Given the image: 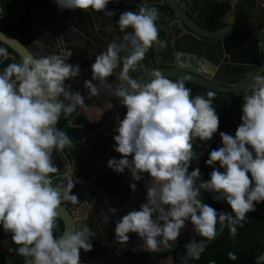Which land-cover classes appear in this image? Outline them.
Instances as JSON below:
<instances>
[{
  "label": "clouds",
  "instance_id": "1",
  "mask_svg": "<svg viewBox=\"0 0 264 264\" xmlns=\"http://www.w3.org/2000/svg\"><path fill=\"white\" fill-rule=\"evenodd\" d=\"M109 2L55 0L61 10L85 12H105ZM105 15L114 13L107 11ZM158 19L157 10L146 6L138 12L121 13L120 31H132L96 55L92 79L84 82L89 95L98 96L100 90L92 81L111 89L107 78L122 64L118 76L121 83L111 92L127 109L113 137L114 151L121 158L109 159L107 166L117 173L128 169L133 181L146 173L151 182L146 185V203L116 222L115 241L124 245L128 234L135 233L143 241L142 249L149 253L170 249L186 222L192 224L194 233L208 240L215 238L217 225L226 222L234 237L237 225L246 222V214L264 201V73L251 78L252 83L244 90L242 123L234 136L219 133L223 146L211 151L206 161L214 170L208 181L197 185L199 168L190 173L188 168L196 158L194 140H210L218 131L219 117L212 104L215 91H208L207 99L200 95L193 98L184 80L173 82L159 71L151 72L147 83L129 76L139 70L138 64L150 48L164 46L159 39ZM122 52L126 53L123 57ZM71 55L67 50L59 55L26 58L9 64L0 75V226L20 246L17 253L25 258V264H80L81 250L93 248L90 238L95 233L86 225L65 231L59 238L54 236L56 210L65 201L78 203L72 189L80 182L73 167L61 182H54L51 175L57 170L53 151L73 146L70 137L55 125L61 112L73 113L84 99L64 83L79 75L78 65L66 63ZM0 57L8 58L6 49L0 48ZM61 96L63 100L58 99ZM64 100L72 103L65 105ZM216 162L223 172L215 169ZM130 188L135 192L136 184ZM201 190L216 193L214 199L225 200L234 215L203 203ZM116 211L110 209L113 214ZM103 219L107 223L109 216ZM185 247L186 254L196 259L203 251L195 240ZM228 257L236 259L232 252ZM261 262L264 255L257 258V264Z\"/></svg>",
  "mask_w": 264,
  "mask_h": 264
},
{
  "label": "water",
  "instance_id": "2",
  "mask_svg": "<svg viewBox=\"0 0 264 264\" xmlns=\"http://www.w3.org/2000/svg\"><path fill=\"white\" fill-rule=\"evenodd\" d=\"M110 0L107 7L110 11L117 9H135V12L139 11L140 7H145V4H150L148 8H153L156 4H164L170 11V15L159 18L157 22L163 21V38L161 42L169 41L171 48L172 62L169 66L160 67L158 63L157 51L161 48L156 46L152 51V58L154 61V68L151 71H146L142 62L138 64V71L135 73L130 72L129 76L132 79L141 78L142 83H147L151 77L149 76L153 71H159L166 78L175 80H184L186 83H190L199 86L204 89L219 93H236L242 92L245 96L244 90L252 83L251 78L257 74L264 73V9L260 10L256 0H215L228 1L229 10L226 12V17L222 20L224 24L223 28L216 31H207L199 27L186 13L185 7L188 0ZM106 7V9H107ZM147 7V6H146ZM105 9V12L107 10ZM36 10L41 11L42 20L49 16L51 24L49 27L50 37L44 42V53L33 51L31 45L36 42L34 38V25L31 24V41L25 47L15 38L0 32V43L7 46L15 55H17L21 61L26 58H40L50 54H63L67 50L73 52V50L79 52L82 39L80 38L79 22L75 23L77 16L75 13H79L82 10H61L57 7L55 0H31L29 3V11L31 20L36 15ZM1 12V9H0ZM105 12L97 13L89 10L88 16L94 17L98 20L101 18H108ZM71 15V17H70ZM87 15V14H86ZM69 16L70 21L67 20ZM56 19V20H55ZM170 19H173L177 29L181 30L180 34L171 38L169 32ZM97 24L99 22L97 21ZM68 30V32L66 31ZM132 30H130L131 32ZM73 45L78 46L74 49ZM126 53H120L123 57ZM122 69V64L119 65L118 70ZM92 78H89L91 80ZM94 81V80H93ZM119 81V80H116ZM66 84V81L64 82ZM119 81V85H120ZM251 95V91L247 93ZM89 95V94H88ZM91 102L93 101L90 96H87ZM84 98V97H83ZM58 99L63 100V97ZM66 102H72L70 100H64ZM120 101V100H119ZM84 102V99H83ZM83 102L79 105L76 114L69 122L70 126L74 125V120L82 112ZM121 103V101H120ZM122 110L117 115L118 124L119 121L126 115L127 109L122 105ZM84 124L83 126H86ZM84 136L81 137L83 139ZM78 141L75 142V146L78 145ZM73 148V146L71 147ZM71 148L66 147L63 151L56 153L53 151V163L56 167V172L52 173L54 182H61L64 179L69 167L81 168L84 170L78 172L75 175L79 181H84L89 175H92L94 171V162L91 158L86 160L87 164H81L75 157H73ZM124 173V172H123ZM120 173L123 179L113 178L115 181L127 180L129 184L132 182L131 174ZM104 177H100L99 184L101 189L108 191V185L103 182ZM208 181L205 178L199 177L196 184L199 185L202 182ZM150 177L147 176L141 181L140 188L137 189L135 195L129 197V203L133 204L136 209L142 205L135 203V196L140 195L146 200V185L150 184ZM77 184V183H76ZM75 184V185H76ZM118 187V183H110L111 188ZM201 194H205L214 199L216 193L201 190ZM215 200V199H214ZM103 200L95 201L94 204H98L102 208H105ZM216 201V200H215ZM219 207V212L229 213L230 209L227 202L223 199L216 201ZM122 203V198H119V204ZM119 206H116L118 209ZM91 209V210H90ZM93 206L89 208L93 212ZM57 219L62 224V232L72 231L73 229H79L80 223L77 220V216L72 213L63 203L58 207ZM90 212V213H92ZM104 212V211H103ZM90 219V215L87 216ZM91 222H93L91 220ZM189 224H191L189 222ZM192 225V224H191ZM225 225H217L216 236L214 239L208 240L200 237L194 233L193 229L185 235H179L175 244L168 250L161 251L159 253H141L137 255V258L143 259V264H148V261H154L159 255H166L171 253L170 264H187L192 257L186 254V245L195 240L198 246L202 249L215 240ZM59 236V237H60ZM183 236V237H182ZM58 237V238H59ZM120 245L115 243L116 250L120 251L124 257H132L135 250L134 240ZM8 246V245H7ZM7 246L0 250L4 252ZM114 249V248H113ZM146 258H149L147 261ZM82 257H80V264L82 263ZM20 264H25V260Z\"/></svg>",
  "mask_w": 264,
  "mask_h": 264
},
{
  "label": "flooded vegetation",
  "instance_id": "3",
  "mask_svg": "<svg viewBox=\"0 0 264 264\" xmlns=\"http://www.w3.org/2000/svg\"><path fill=\"white\" fill-rule=\"evenodd\" d=\"M147 1H153V0H147ZM215 1V0H213ZM140 3V0L137 1ZM204 0H192L191 2L188 1L185 7V11L189 9L190 11L196 7H201ZM217 2V1H216ZM221 2V1H220ZM160 5V4H156ZM145 6L149 7L150 4H145ZM260 10L264 9L263 7H259ZM107 11H110V8L107 7ZM121 10L120 13H116L112 16H108V18H101L96 19L94 17L88 16V13L85 11H81L79 13H75L77 16L75 19V23L79 22L81 25L79 26V32H80V38L82 39L79 52L76 50L72 53V55L69 57V59L66 61V63H69L71 65H78L80 70V64L81 61L85 60V58H88L92 55L93 60L95 61L96 55H99L101 52L105 51L107 45L113 41L116 43H120L123 39V36L126 33H129L131 28L126 29L125 32H120V29L118 25L115 23L114 18L117 16H120L121 13L125 11H132L135 12V9H117ZM100 13V12H97ZM41 11L36 10V15L31 20V24L34 25V38L36 42H34L31 45V49L33 51H38L39 53H44V42L47 40V38L50 37L49 27L51 24L50 15L45 19V21L42 20ZM87 14V15H86ZM71 17V15H70ZM166 17L162 16L159 17L160 19ZM226 17V14L222 18V20ZM56 20V19H55ZM67 20L70 21L69 16L67 17ZM97 21L99 24H97ZM173 19H170V25L168 27L169 32L171 34V38L177 36L180 34L181 30L177 29L175 23H173ZM163 21L157 22L158 29L162 30L163 27ZM224 26V24H223ZM223 28V27H222ZM221 29V28H220ZM68 32V30H66ZM163 32V30H162ZM163 38V36H162ZM160 39V41L162 40ZM164 46L161 47L158 51L159 54L158 57V63L160 67H166L169 66L172 62L171 58V48L169 41H165ZM74 49L78 48V46L73 45ZM156 47V46H155ZM154 47V48H155ZM153 48V49H154ZM94 53V55H93ZM146 59V58H145ZM153 60V58H152ZM144 69L146 71H151L154 68V61H141ZM93 64V63H91ZM119 67V66H118ZM118 67L115 69L113 75L109 76L107 78V83L111 85V89L106 87L105 85H101L98 83V81H92L93 84H97V87L100 90V94L98 96H90L89 90L84 87V82L86 80H89V78H92V75L86 76L84 73L79 71V75L76 78H72L70 80H66L65 86L73 93H80L82 97H84V101L87 100L89 102V107L86 111L89 110L91 107H96L100 110L102 113L101 116H95V120L91 121L90 125H101V128L99 129L94 128L96 133V143H92L86 138H79L73 140V148H71V152L73 157H75L78 161L81 162V164H87L86 160L88 158H91L94 165V171L92 175H89L90 178V185L88 184L89 181L87 180L89 177L84 179V181H80L77 183L73 189L72 194H75L78 198V203H72L70 201H65L63 204L77 216V220H79L80 227L82 225H86L91 231L95 233V236L93 238H90V242L93 245V248L89 252H84L81 250L80 257H82V263L85 264H143V259L141 257L137 258L138 254L143 253H149L145 252L141 245L143 244V241L137 236L135 233H129L130 241L134 240L135 242V250L134 255L132 254V257H124L120 251H117L116 248V241H115V224L117 221H119L124 215H126L129 211L132 210H139V205L146 203V200L140 196L136 195L135 200L139 203L138 207L139 209H136L133 204L129 203L130 199L129 197L135 195L136 191L133 192L130 188V184L127 182V180L122 181H115L113 178H119L123 179L121 175H118L120 173L114 172L112 169H110L107 166V162L109 159H120L119 157H112V155L105 154V151L110 147H115V141L113 137L117 134L114 130L118 127V119L117 115L122 110L121 103L118 98L111 95V92L115 90V88L119 85L118 76L121 72V70H118ZM90 96L92 98L91 100L87 97ZM84 104V102H83ZM74 117V116H73ZM87 119V118H86ZM71 121V120H70ZM69 121V122H70ZM88 119L85 124L88 125ZM96 123V124H94ZM100 123V124H98ZM111 124L113 126L112 130H106V124ZM109 124V125H110ZM69 125V123H68ZM84 125V124H83ZM81 125L83 129V136L85 134L86 126ZM70 126V125H69ZM106 133V134H105ZM79 142L77 146H75V142ZM131 159V156L129 157ZM84 170V167L81 168H75L74 174L81 172ZM130 174L128 169H125L124 173ZM123 173V174H124ZM53 176V175H52ZM99 178L104 177L103 182H105L106 185H108V191H104L101 189V191H96L95 194L92 196L93 200L89 203L88 199L86 200V195L88 194L89 187L91 186V183L95 177ZM114 182L118 183V187L114 186L111 188L110 183L114 184ZM134 183L133 179L131 184ZM92 187V186H91ZM101 187V186H100ZM96 195L99 196V198H96ZM119 198H122V203L119 204ZM82 199V200H81ZM103 200L102 203L105 208H102L98 204H94L95 201ZM204 203V202H203ZM93 206V212L89 210ZM116 206H119L115 214L110 212L111 208H115ZM104 211V212H103ZM92 212V213H90ZM88 215H90V219H88ZM105 215L109 216V221L107 223L104 222L103 217ZM91 220L93 222H91ZM193 229V226L189 224V222H186V226L182 229L180 235H185L189 231ZM5 231L3 228L0 230V250H3L7 245H9L12 241L11 239V233L9 234L10 239L7 238V236L4 235ZM183 237V236H182ZM159 239V238H158ZM2 242V243H1ZM3 244V245H1ZM114 248V249H113ZM171 253L166 255H159L156 260L154 261H148L149 258H146L148 261V264H170L171 260Z\"/></svg>",
  "mask_w": 264,
  "mask_h": 264
},
{
  "label": "trees",
  "instance_id": "4",
  "mask_svg": "<svg viewBox=\"0 0 264 264\" xmlns=\"http://www.w3.org/2000/svg\"><path fill=\"white\" fill-rule=\"evenodd\" d=\"M31 0H0V32H3L17 41H19L25 47L31 41V16L29 11V3ZM191 2L192 0H188ZM187 1V2H188ZM228 1L216 2L213 0H204L202 6L193 8L191 11L186 10L188 16L201 28L207 31H216L223 27L222 18L229 10ZM159 14V17L169 16L170 11L164 4L154 5ZM119 16L114 18L115 23L118 25ZM119 27V25H118ZM163 36V32L159 29V39ZM155 45L150 48L142 61H153L152 51ZM0 48H4L8 52V58L4 59L0 57V75L3 74L4 69L12 63H21V59L15 55L7 46L0 43ZM159 51H157V55ZM146 58V59H145ZM91 63L86 60L81 61L80 70L86 76L91 75ZM173 82L178 80L171 79ZM185 87L191 89V95L194 98L197 95L203 96L207 99L208 89L201 88L199 86L186 83ZM215 99L212 101L219 117L218 131L213 135L210 140L200 141L196 138L193 142V151L196 153V158L190 162L188 172L199 168L200 177L207 180L210 179V173L214 170L213 166L206 165V161L209 157V153L213 150H218L222 147L220 132H224L228 135H235L236 128L242 123L240 117L242 115V105L244 103L242 92L236 93H219L215 92ZM65 105L72 102L64 101ZM89 102L84 101L82 112L74 120V125L69 126V121L76 114L79 105L76 110L71 114H65L61 112L58 122L55 127L58 130L65 132L73 141L83 136V129L81 125L87 122L85 112L89 107ZM251 150V149H250ZM216 170L224 171L220 168L219 162L214 165ZM250 177V173L248 174ZM147 176L145 173L143 178L139 181H134L136 188L140 186L141 181ZM92 186V187H91ZM89 187L86 200L90 199L96 191H101L98 176L95 177ZM201 200L205 204L213 207L219 212L217 202L205 194H200ZM98 199L99 196L96 195ZM255 204V202H254ZM256 210L254 212L247 213L246 222L243 226L237 225L236 235L233 237L230 234L229 228L224 227L220 235L203 248L198 259L191 258L187 264H257V258L264 255V201L259 204H255ZM230 209V214L234 215ZM57 227L54 230V236L58 238L62 232V224L57 219ZM2 226H0L1 230ZM20 247L11 241L4 252H0V264H20L25 258L17 253V249ZM232 252L236 255L235 260H231L228 257V253ZM264 264V262H261Z\"/></svg>",
  "mask_w": 264,
  "mask_h": 264
},
{
  "label": "crops",
  "instance_id": "5",
  "mask_svg": "<svg viewBox=\"0 0 264 264\" xmlns=\"http://www.w3.org/2000/svg\"><path fill=\"white\" fill-rule=\"evenodd\" d=\"M257 1V4H258V6L259 7H263L264 6V0H256ZM120 11L121 10H112L111 12H113L114 14H116V13H120ZM121 32V31H120ZM93 55H94V53H93ZM85 60L86 61H88L89 63H94V60H93V58H92V55L90 56V57H88V58H85ZM70 80V79H69ZM90 110L92 111V112H90ZM87 116H86V118L88 119V125H87V128L85 129V134H84V138H86V140H88V141H90V142H94V143H96V133H95V130L96 129H99V127L101 128V125L102 124H100V123H98V124H100V125H96L95 127H93L92 125H90V123H91V121H94L95 120V116H101L102 115V113L100 112V110L98 109V108H96V107H91V108H89V110L87 111ZM91 113V114H90ZM92 116V117H91ZM94 124H96V123H94ZM94 128H96L95 130H94ZM106 134V133H105ZM105 154H107V155H112V157H119V158H121V156H120V154L119 153H117V152H115L114 151V147H110V148H108L106 151H105ZM90 178L91 177H89L87 180L89 181V185H90ZM82 200V199H81ZM92 200H93V197H91V199L89 200V203L88 204H90V202H92Z\"/></svg>",
  "mask_w": 264,
  "mask_h": 264
},
{
  "label": "rangeland",
  "instance_id": "6",
  "mask_svg": "<svg viewBox=\"0 0 264 264\" xmlns=\"http://www.w3.org/2000/svg\"><path fill=\"white\" fill-rule=\"evenodd\" d=\"M90 112H92V111L90 110ZM87 114H88V113H87V111H86V112H85V116H87ZM90 114H91V113H90ZM91 117H92V116H91ZM109 124H110V123H109ZM109 124H106V127H105V128H106V130H110V131H111L112 128H113V126L111 125L112 123H111L110 125H109ZM113 129H114V128H113ZM9 234H10V233L5 232L4 235L7 236L8 239H10ZM1 243H2V242H1ZM1 245H3V244H1Z\"/></svg>",
  "mask_w": 264,
  "mask_h": 264
}]
</instances>
